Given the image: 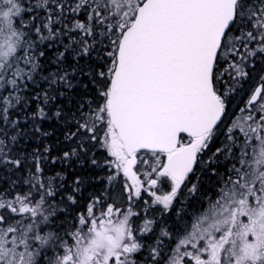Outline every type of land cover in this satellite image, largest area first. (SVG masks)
<instances>
[{
	"label": "snow or ice",
	"instance_id": "6c2138e0",
	"mask_svg": "<svg viewBox=\"0 0 264 264\" xmlns=\"http://www.w3.org/2000/svg\"><path fill=\"white\" fill-rule=\"evenodd\" d=\"M0 172V264H264V0H0Z\"/></svg>",
	"mask_w": 264,
	"mask_h": 264
},
{
	"label": "trees",
	"instance_id": "16d2710c",
	"mask_svg": "<svg viewBox=\"0 0 264 264\" xmlns=\"http://www.w3.org/2000/svg\"><path fill=\"white\" fill-rule=\"evenodd\" d=\"M49 55H51V53ZM83 79L86 83L87 78L84 77ZM73 83H76V81H73ZM85 91L86 90L83 88V86L80 85L72 90V92L69 94V99H75L79 101L81 97L85 95ZM65 106L71 107V105L67 104V102H65ZM41 127L44 131L50 133V135L40 137L39 134H37L36 138H33L27 142L28 145L34 147L43 142L44 144L51 146L52 152L50 155L52 157L55 158L61 156L63 151L67 150L66 142L64 141V136L62 135L63 125H58L55 120H51L42 122ZM29 150H31V147ZM46 172L48 175L61 173V175L65 177V185L69 189L73 187L74 178L79 177L83 179L84 184L81 185V191L76 193L79 198L78 202L81 206L88 202L89 197L101 195L106 192L104 170L102 168H96L85 161L72 163L71 166L69 163H61L59 160H57L55 164H51L49 162V164L46 166ZM0 179H9V177L0 172ZM203 183L207 184L208 180L204 178ZM184 195H188L186 191L184 192ZM185 203H187V201H185ZM171 219H174V217H170L169 222H171Z\"/></svg>",
	"mask_w": 264,
	"mask_h": 264
}]
</instances>
